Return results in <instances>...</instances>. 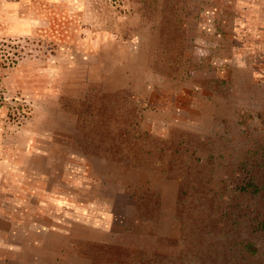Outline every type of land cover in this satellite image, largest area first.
<instances>
[{
	"label": "rangeland",
	"instance_id": "374dc122",
	"mask_svg": "<svg viewBox=\"0 0 264 264\" xmlns=\"http://www.w3.org/2000/svg\"><path fill=\"white\" fill-rule=\"evenodd\" d=\"M2 43L0 264H264V0H0Z\"/></svg>",
	"mask_w": 264,
	"mask_h": 264
},
{
	"label": "trees",
	"instance_id": "16d2710c",
	"mask_svg": "<svg viewBox=\"0 0 264 264\" xmlns=\"http://www.w3.org/2000/svg\"><path fill=\"white\" fill-rule=\"evenodd\" d=\"M8 49L16 50V51L13 52V51H9ZM20 57L21 55L18 47H14L7 43L0 44V103L2 108L5 107L4 99H3V87H2L3 74L9 68L15 66L19 62Z\"/></svg>",
	"mask_w": 264,
	"mask_h": 264
}]
</instances>
